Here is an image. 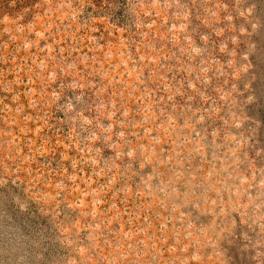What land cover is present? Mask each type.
Listing matches in <instances>:
<instances>
[{
    "label": "rangeland",
    "instance_id": "374dc122",
    "mask_svg": "<svg viewBox=\"0 0 264 264\" xmlns=\"http://www.w3.org/2000/svg\"><path fill=\"white\" fill-rule=\"evenodd\" d=\"M0 264H264V0H0Z\"/></svg>",
    "mask_w": 264,
    "mask_h": 264
}]
</instances>
